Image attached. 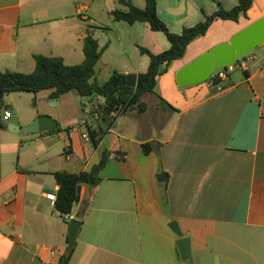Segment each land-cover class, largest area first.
Here are the masks:
<instances>
[{"label": "crops", "instance_id": "obj_1", "mask_svg": "<svg viewBox=\"0 0 264 264\" xmlns=\"http://www.w3.org/2000/svg\"><path fill=\"white\" fill-rule=\"evenodd\" d=\"M130 2L145 6L144 0ZM156 2L159 18L179 34L202 21V13L230 10L238 0ZM116 10L126 7L117 0H0V72L31 73L39 54L79 64L87 32L103 49L95 80L101 63L109 76L113 70L145 72L149 59L138 47L159 54L169 43L147 23L115 21ZM263 16L264 0H253L246 17L215 20L191 42L159 77L154 116L141 113L147 117L139 127L142 137L120 135L107 146L106 134L116 137L117 118L107 129L108 114L93 110L103 104L96 97L77 100L85 115L80 119L62 118L56 108L18 122H10L11 113L3 119L6 126H24L48 115L59 130L0 142V264H58L70 250L67 264H264V43L225 80L179 88L174 75ZM44 92L50 99L52 90ZM70 94L51 104L61 108ZM88 128L106 130L97 147L83 138ZM145 143L154 148L148 155L141 148ZM104 149L110 156L101 182L81 186L80 200L65 219L46 199L58 190L54 173L88 171ZM158 174L164 176L158 180ZM72 219L81 226L68 250ZM172 221L190 240L186 260L168 228Z\"/></svg>", "mask_w": 264, "mask_h": 264}, {"label": "trees", "instance_id": "obj_2", "mask_svg": "<svg viewBox=\"0 0 264 264\" xmlns=\"http://www.w3.org/2000/svg\"><path fill=\"white\" fill-rule=\"evenodd\" d=\"M119 4L126 7L125 11H114L111 13L115 21H122L128 25L134 23H147L154 32L162 33L169 43V48L159 54H153L143 47H138L139 52L149 59L147 70L143 73H120L113 70L109 78L99 83L95 80L96 65L102 56L103 49H98L97 40L90 32L83 38L84 59L76 65H66L61 57H48L35 55L34 70L31 73L16 71L0 72V110L7 109L4 99L11 93H39L45 90H52L51 100L75 91L80 97L101 98L103 104H95V113L108 114L106 128L110 129L116 118L125 115L133 107L138 113H144L147 105L142 100L147 94H155L157 82L160 76L167 72L174 61L181 60L186 53L187 46L194 40L204 36L215 20H228L238 22L241 17L247 16L253 0H238L236 6L230 10L218 8L210 15L203 14V20L197 24L184 27L179 34L172 33L167 25L157 14L156 0H144V8H137L130 0H117ZM240 61V60H239ZM238 61V62H239ZM209 80L219 82L220 80L211 77ZM161 102L169 107L165 101ZM3 125L0 123V130ZM59 129L44 133L52 134ZM101 133L88 128L89 138L97 147L102 135ZM143 154H150L154 148L150 143L141 145ZM68 153V152H67ZM110 153L104 149L101 152L99 161L88 171L79 173L56 172L54 179L58 186L54 208L60 214H71L73 207L80 200L81 186H96L101 182L99 176L101 170L109 160ZM71 250L60 257L58 264H67Z\"/></svg>", "mask_w": 264, "mask_h": 264}, {"label": "water", "instance_id": "obj_3", "mask_svg": "<svg viewBox=\"0 0 264 264\" xmlns=\"http://www.w3.org/2000/svg\"><path fill=\"white\" fill-rule=\"evenodd\" d=\"M264 43V16L251 23L247 27L237 32L227 42L218 44L209 49L184 67L177 71L175 81L179 88L197 85L208 81L216 69L225 68L237 63L241 58L251 51H254ZM56 101L52 100L54 104ZM130 110H134L132 107ZM11 132L40 133L50 132L57 127V122L47 115H41L35 118L31 123L24 126L8 124ZM162 174L157 175V179L162 178ZM81 222L72 219L69 221L68 231V250L74 247L77 233ZM168 228L178 236L176 246L181 260H186L190 256V240L182 237V233L177 222L172 221Z\"/></svg>", "mask_w": 264, "mask_h": 264}, {"label": "rangeland", "instance_id": "obj_4", "mask_svg": "<svg viewBox=\"0 0 264 264\" xmlns=\"http://www.w3.org/2000/svg\"><path fill=\"white\" fill-rule=\"evenodd\" d=\"M106 2L109 4L110 0H106ZM173 33V32H172ZM176 34V33H175ZM162 35V33L160 34ZM163 37V36H162ZM165 39V38H163ZM166 42V40H163ZM167 43V42H166ZM248 56V55H247ZM247 56H244L241 60H245ZM147 58V57H146ZM66 62L69 64H77V61L73 58H67ZM232 66V65H231ZM234 66V65H233ZM144 70V69H140ZM97 78L96 80L98 82H104L107 77L109 76V68H107L103 63L100 64L99 70L97 72ZM236 75H241V70H235ZM72 95L70 98H67V103L63 104L60 108L55 107L51 104V100L48 97V94H46L44 91L39 92L37 94L35 93H11L8 94L5 99V105L9 109L10 113L12 114V117L10 119V122H18V118H23L25 120V116H29L31 114L40 112L41 110H48L52 111L54 108L60 110V114L62 118H83L85 115L79 108L78 101L80 99V96L75 91H71ZM68 97V96H67ZM69 99V100H68ZM144 102L147 105V116L148 118H152L154 116L153 110L156 106V99L153 94H147L144 96ZM158 102V101H157ZM160 105L157 106V109H160ZM135 114L127 113L125 116H120L116 119V125L114 127V132L116 133V137L113 138L111 134H106L107 139L105 141V144L109 146L112 139L114 141H119L120 135L125 136H134V137H142L143 133L139 131V127L142 122L146 121V115H143L141 113L136 112L133 110ZM41 116V115H40ZM48 116V115H47ZM89 120V119H88ZM0 123L3 125L2 130L4 131L0 132V142H12L13 139L24 137L28 133L23 132H11L6 124L8 121L3 120V109L0 110ZM85 129H83L84 131ZM145 133V132H144ZM94 161L93 163H95Z\"/></svg>", "mask_w": 264, "mask_h": 264}, {"label": "built area", "instance_id": "obj_5", "mask_svg": "<svg viewBox=\"0 0 264 264\" xmlns=\"http://www.w3.org/2000/svg\"><path fill=\"white\" fill-rule=\"evenodd\" d=\"M234 65V66H233ZM237 67V63L232 64V66H227L225 68H220V69H216V71L214 72L213 76L214 78L217 77V79L219 80H225L227 78L226 75H228V73L232 72L234 70V68ZM11 117L10 112L7 109H3V119L7 120ZM89 135H83V138H88ZM46 199L49 200L51 207H54L55 205V200H56V195L50 193L46 195ZM69 214H64L63 217L65 219H70Z\"/></svg>", "mask_w": 264, "mask_h": 264}]
</instances>
